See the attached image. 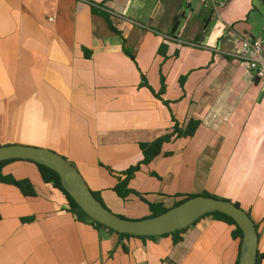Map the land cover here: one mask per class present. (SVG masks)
I'll return each instance as SVG.
<instances>
[{
  "label": "crops",
  "instance_id": "1",
  "mask_svg": "<svg viewBox=\"0 0 264 264\" xmlns=\"http://www.w3.org/2000/svg\"><path fill=\"white\" fill-rule=\"evenodd\" d=\"M226 1L213 19L200 0H0V146L63 156L113 212L139 220L128 206H145L143 219L148 206L137 196L120 199L106 168L126 171L143 160L140 144L171 133L175 121L198 120L193 137L164 145L172 154L143 166L129 186L166 209L179 195L238 204L264 255V91L231 57L240 38L264 42V5ZM96 11L108 13L122 35ZM1 174L29 179L36 195L0 182V264L240 260L236 227L213 215L177 244L172 236L120 237L71 214L32 162L7 163Z\"/></svg>",
  "mask_w": 264,
  "mask_h": 264
},
{
  "label": "water",
  "instance_id": "2",
  "mask_svg": "<svg viewBox=\"0 0 264 264\" xmlns=\"http://www.w3.org/2000/svg\"><path fill=\"white\" fill-rule=\"evenodd\" d=\"M13 159L30 160L57 172L64 189L88 217L122 234L159 237L183 230L206 214H225L231 217L243 232L239 264H256L258 261L259 235L256 225L246 211L231 201L199 195L158 216L132 220L123 218L105 207L94 196L82 174L63 156L49 149L33 146H0V162Z\"/></svg>",
  "mask_w": 264,
  "mask_h": 264
},
{
  "label": "trees",
  "instance_id": "3",
  "mask_svg": "<svg viewBox=\"0 0 264 264\" xmlns=\"http://www.w3.org/2000/svg\"><path fill=\"white\" fill-rule=\"evenodd\" d=\"M259 1H261L264 5V0H259ZM97 14L100 15L106 21L109 29L112 32L119 34V35H122L121 31H119L114 26V22L108 13L101 11V12H97ZM178 20H179L178 17L175 18V20H174V23L172 26V33H175L177 31V28L179 25ZM181 83L183 84V78L181 79ZM156 96L160 98L161 94H156ZM200 125H201V122L198 120H194V119H190L185 126H180V124L177 121H175L173 130L171 133H169L165 136H162V137L156 139L155 141H153L151 143L140 144V148H141L142 153H143V160L140 163H138L135 166H131L129 169H127L126 171L121 172V173H117L110 168H106L108 170V172L110 173V175H112L113 177H115L117 179V184L113 187L112 190L123 201H127L131 196L139 197L140 200L148 206V208L150 210V217L158 216L160 214L167 212L169 209H166L163 205L149 202L144 197V195H142L141 193L137 192L136 190L130 188V186H129L130 181L133 179L136 172L140 171L143 166H148L150 163H152L155 159H157L161 155L170 156L172 154L171 152L163 153L164 145L170 143L172 140H176V139L181 138V137H184V138L193 137L195 135L196 131L198 130V128L200 127ZM14 161H29V162H32L33 164H35L38 167V170L40 172V175H41L43 181L46 184H51L54 188H56L58 191H60L63 194V196L66 198V201H67L68 211L71 214L75 215L79 220H81V221H84L86 219L90 220L93 223H95L98 227L111 230V231L115 232L116 234H118L120 237H137V238H141L143 240L155 238V237L132 236L129 234H122V233L116 232V231H114V230H112V229H110V228H108V227H106L100 223L95 222L90 217H88L85 214V212H83L81 210V208L77 205V203L74 201V199L64 189V187L61 183V179H60L59 175L57 174V172H55L54 170H52V169H50L44 165L35 163L33 161H30V160H19V159H13V160H7V161L0 162V182H2L3 184L15 186L16 188H18L21 191V193L24 196L33 197L36 195V190H35L32 182L29 179L17 180L13 176H10V175L4 176L1 174L2 168L7 163L14 162ZM123 176H124V178H122ZM93 194L106 207V205L104 204V202L101 199L100 192H94L93 191ZM195 196L196 195H187V196L179 195L177 197H179L180 199L176 202L175 206H178L181 203H183V202L187 201L188 199L193 198ZM203 196L212 197L215 199H220L218 197L211 196L209 194H203ZM221 200H223V199H221ZM236 205L238 206V204H236ZM207 215H213L216 218L235 226L236 231L234 232V235L236 237H239L241 240V243H242L243 232L237 226L236 222L231 217H229L225 214L219 213V212L209 213V214H206L205 216H207ZM121 217H123V216H121ZM123 218H125V217H123ZM26 221H30V219H28ZM189 227H187L183 230H179V231H175V232L170 233V234L163 235V236H172L174 243L177 244L183 240L182 235L189 229ZM262 261H264V255L258 254V261L256 264H259ZM237 264H239V261L237 262Z\"/></svg>",
  "mask_w": 264,
  "mask_h": 264
},
{
  "label": "built area",
  "instance_id": "4",
  "mask_svg": "<svg viewBox=\"0 0 264 264\" xmlns=\"http://www.w3.org/2000/svg\"><path fill=\"white\" fill-rule=\"evenodd\" d=\"M200 1L202 8L213 19H221L222 13L228 4L226 0ZM235 46V51L231 54V57L236 61L246 64L264 91V42L260 39L240 38L236 40Z\"/></svg>",
  "mask_w": 264,
  "mask_h": 264
},
{
  "label": "rangeland",
  "instance_id": "5",
  "mask_svg": "<svg viewBox=\"0 0 264 264\" xmlns=\"http://www.w3.org/2000/svg\"><path fill=\"white\" fill-rule=\"evenodd\" d=\"M103 201V200H102ZM104 202V201H103ZM105 203V202H104ZM106 205V204H105ZM130 205V204H129ZM109 210H111L113 212V210L111 208H109L108 206H106ZM128 209H129V212H132V213H135L137 216H135L136 218H139V219H143V217H147L149 215V213H147V209L145 208V206L141 205V209L139 211L135 210L134 206H132V204L130 206H128ZM139 212V213H137ZM115 213V212H113ZM116 214V213H115ZM129 218L127 219H130L131 217L133 216H128ZM135 219V218H134Z\"/></svg>",
  "mask_w": 264,
  "mask_h": 264
}]
</instances>
